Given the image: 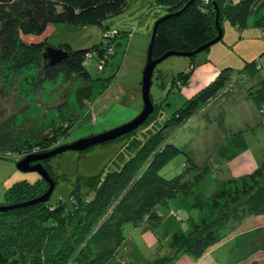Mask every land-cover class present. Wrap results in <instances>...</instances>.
Instances as JSON below:
<instances>
[{
	"label": "rangeland",
	"instance_id": "obj_1",
	"mask_svg": "<svg viewBox=\"0 0 264 264\" xmlns=\"http://www.w3.org/2000/svg\"><path fill=\"white\" fill-rule=\"evenodd\" d=\"M238 1L234 0V2ZM203 2L209 5L211 0H203ZM163 15L155 0H129L124 11L108 17L103 23L78 27L59 25L56 29L54 28L55 31L50 29L49 34L52 35L49 39L51 44L49 47L55 49H58L57 46L61 43H70L74 48L81 47L82 49L103 41L109 44L105 46L109 54H114V49H116V54L105 69L102 64L98 67L96 60L89 62L88 70L94 78L88 83L77 76L69 78L63 74L53 80L44 79L45 66H49L57 57L52 58V62L51 60L46 62L44 54L37 59H34L35 55H33L30 61L23 66L15 65L9 59L0 61V136L5 134L18 142L15 149L0 151V205H17L36 201L33 205L45 202L50 204L49 212L51 213L56 211L60 205L64 210L72 209L74 198L71 194L76 184L79 185L77 192L80 190L79 194H85L88 203L93 202L96 199V191L95 189L88 191V187L83 184L84 177L97 176L107 171L120 169L130 157L129 154L137 152L144 137L158 129L163 124V120L167 119L183 105L185 100L214 77L216 72L214 68L223 69L230 66L232 67L230 89L237 94L213 101L204 107L199 115L185 125L176 128L170 138V141L175 144L185 145L186 143L195 148L198 153L195 159L198 163H203L204 160L210 158V155L212 159H215L214 163L220 158L218 154L222 153L221 157H224L220 167L212 168L198 187L199 194L207 201L204 216L201 211L196 210L194 199L191 196L176 197L168 203L160 202L149 210L151 214L157 212L159 215L152 214V217H148L152 222L155 217H160L162 223L151 227L150 220H144L142 224L127 223L125 230L127 241L130 243V245L127 244V247L129 246L127 251L124 253L119 247L114 257L105 264H147L148 260L155 257V254H159L160 250L168 257L172 255L176 257L171 264H252L255 261L264 264V252L262 251L253 254L254 256L251 252L250 260L240 261V249L244 246L249 247V244L256 240L260 241V245H264V216H244L241 222L229 221L224 225L225 227L222 226L225 229L218 228L219 238L214 244L209 245L199 258L191 257L188 253L173 251L170 248L174 233L181 232V229L193 219L192 217L199 224L204 218L218 219V221L215 220L214 225L207 228L205 234L213 230L222 220H230V211L235 210V206L238 205L237 202H232L236 194L230 198L225 195L219 200L221 201V212L213 209L210 198L225 180L235 177L238 183H242L243 179L239 176L252 174L264 164V107L253 101L244 102L246 93L241 92L240 89L236 91V86L242 81L250 87L264 78V26L261 25V21L264 20V10L260 14L252 15L249 18V25L243 30L232 25L228 19L222 20L217 14L213 21L219 32L216 38L221 36L218 42L197 52L194 57L191 56L192 54L173 55L156 66L148 95L154 107L149 117L153 115L152 119L155 118V110L160 108L158 118L148 123L147 119L135 129L136 131L132 130L113 140L79 150L59 152L65 147L97 134L121 128L143 113L145 108L142 83L144 71L149 48L155 40L153 33L155 22L159 16ZM121 31H132V34L119 39L120 35L126 33H121ZM63 60L50 66L60 64ZM252 61L258 64L251 68L252 71L258 72L253 77L254 79L242 73L247 62ZM188 73H191L189 84L179 86L178 90H176L178 87L172 89L175 82H183L185 74ZM85 86L92 88V95L86 102H82L77 94ZM246 88H243V91ZM145 123L147 124L144 125ZM251 128L253 132L247 133L248 149L235 151L233 142L228 136L230 134L233 136L242 129ZM220 143L223 148H213V145ZM52 152L56 153L29 163L31 168L42 167L48 174V179L38 171L25 172L19 168V164L29 156H41ZM183 157V155L175 157L162 170V173L172 171L169 177L179 173ZM147 167L148 165H145L144 169ZM257 178L256 174L245 176L244 182L247 181L248 187L254 189ZM262 179L259 178V180ZM21 181L32 185L44 181L42 195L33 194V197L26 196L25 199V195H21L22 188H14V185ZM234 187L236 186H228L231 190H234ZM51 189L49 200H40ZM17 192L18 202L11 201L10 199H13ZM117 199L115 197L116 201ZM240 200V202H246L243 197ZM29 206L17 208H23L24 211L30 208ZM14 209L16 208L11 210ZM113 210L117 213L116 209L111 208L108 214H112ZM8 211H0V225L7 224L6 229L4 227L6 231L3 230L5 232H11L12 225H16L20 220L18 215L7 213ZM64 214L71 215L72 213ZM146 217L147 215L145 219ZM177 217L184 219L183 223L178 221ZM56 219L60 220L58 217ZM149 227L153 229L149 231L151 232L149 239L145 236L140 237L141 232L138 230H145ZM198 229L193 233L194 237H199L204 233V228L199 227ZM1 237L0 234V239ZM131 238L135 240L130 241ZM64 239L61 238L57 243L53 242L50 248L47 242L43 241L37 249L31 246L23 251L29 257L38 258V254L43 253V249L48 246L45 255L51 252L55 254L61 246L65 245L62 243ZM86 239L83 238L81 244H84L82 245H77L73 239L64 246L66 248L72 245L73 251L72 253L70 249L67 251L70 255L67 256L69 260L65 262L66 264H82L85 258L88 259L86 264L96 263L91 262L92 253L100 254V251H104L96 249L95 246H87L92 242ZM243 251L248 254L247 249ZM216 253L221 256V261L218 260ZM64 261H66L65 258L62 262Z\"/></svg>",
	"mask_w": 264,
	"mask_h": 264
},
{
	"label": "trees",
	"instance_id": "obj_2",
	"mask_svg": "<svg viewBox=\"0 0 264 264\" xmlns=\"http://www.w3.org/2000/svg\"><path fill=\"white\" fill-rule=\"evenodd\" d=\"M155 2L164 15L158 17L153 28L155 40L152 45V57L154 60L162 58L170 51L192 53L191 56L194 57L199 48L217 37L219 32L213 21L217 14L222 20L228 19L232 25L243 30L249 25V18L252 15L260 14L264 10V0H239L238 2L211 0L209 5L204 4L203 0H155ZM128 3L129 0H0V61L9 59L15 65L23 66L30 61L31 56L35 55L34 59H37L43 54L45 48L51 45L49 41L52 35L49 34L50 29H56L59 25L78 27L103 23L108 17L124 11ZM263 21H261V25L264 26ZM124 32H126L125 35H120L119 39L132 34V31H121V33ZM108 45L103 41L89 48L76 49L70 43H61L57 47L66 52L67 57L62 63L55 66L46 65L43 70L44 79L53 80L63 74L69 78L77 76L86 83L91 82L94 77L88 70L89 62L96 60L98 67L102 64L105 69L117 52L114 49V54H109L108 49L105 48ZM255 64H257L256 61L247 62L242 70L244 76L254 79L253 77L258 72L252 71L251 68ZM214 70L216 71L214 77L210 78L201 89L185 100L183 105L178 107L167 119L163 120V124L158 129L144 137L139 145L140 148L138 147L137 152L135 151L136 154H134L135 152L132 153L133 155L129 154L130 157L120 169L83 178V184L88 187V191L89 189L96 191V199L93 198V202L88 203L86 195L79 194L80 190L77 192L79 185L76 184L71 194V197L74 198L72 209L64 210L60 205L56 211L51 213L49 212L50 204L45 202L29 206L30 208L24 211L23 208L8 211L7 213L18 215L20 220L16 225H12L11 232H5L7 224L0 225V232H2L0 233L2 236L0 239V264H66L65 262L69 260L68 255H70L67 251L69 249L71 253L73 251L72 245L66 248L64 246L73 239L77 245H82L84 244H81L83 238L92 242L87 246H95L96 249L104 251H100V254L93 252L91 262L105 264L114 257V253L119 247L124 253L127 251L129 247L127 244L130 245L125 230L127 223L142 224L141 222L144 220H150V227L159 224L160 217H155L152 222L148 216L152 217L154 213L151 214L149 210L160 202L168 203L176 197L191 196L194 199L196 210L201 211L204 216L207 201L199 194L198 187L212 168L220 167L224 157H221L222 153L218 154L220 158L214 163L215 159H212L210 155V158L202 161L203 163H198L195 159L198 155L195 148L186 143L185 145L175 144L170 141V138L176 128L185 125L189 120L199 115L203 108L213 101L237 94L233 89H230L232 67L214 68ZM190 78L191 73L185 74L183 82L176 81L175 84L173 83L172 89L178 87L176 89L178 90L179 86H186L189 84ZM247 85L242 81L236 86V91L240 89L241 92L246 93L243 101H253L264 107V78L253 86L248 87ZM243 88L246 89L243 91ZM91 89L88 86L83 87L77 94L78 98L82 102H86L92 95ZM156 110L155 118H158L160 116L158 110L161 109ZM152 116L148 118L147 123L155 120V118L152 119ZM252 129H242L239 133L228 136L233 142L235 151L248 149L247 133L253 132ZM17 145L18 142L11 136L5 134L0 136V151H11ZM213 146V148H223L221 143ZM181 155L184 156L181 162L182 172L176 173L173 177H169L172 171L163 174L162 170L175 157ZM145 165H148L146 169H144ZM255 174L258 178L255 180L254 189H252L248 187L247 181L244 182V177ZM260 177L263 179L259 180ZM239 178L243 179V184L238 183V179L235 177L229 178L221 183L219 189L210 198L213 209L221 212L222 207L219 200L223 199L225 195L230 198L236 194L232 202H237L238 205L235 206V210L230 211V220H222L219 222L220 224L216 225L215 230L205 234L207 228L214 225L215 220L218 221V219L208 220L203 217L204 219L199 224L192 217L193 221L190 220V223L185 225L186 227L181 229V232L174 233L170 242L171 250L188 253L191 257L199 258L208 246L214 244L219 238L218 228L226 225L229 221L241 222L244 216H264V164L254 173L242 175ZM44 183L41 181L40 184L32 185L21 181L16 183L14 188L21 187V195H25L26 199V196L30 198V196L33 197V194L35 196L42 195ZM232 185L238 186V188L234 187V190L228 188ZM75 192H77L76 196ZM18 195L17 192L15 197L10 200L18 202ZM16 197H18L17 200ZM115 197L118 198L117 201ZM241 197L246 202H240ZM111 208L116 209L117 213L113 210L112 214H108ZM66 212L72 214L65 215ZM146 215L148 219L147 217L145 219ZM155 215L159 214L156 212ZM177 218L183 223L184 219ZM150 227L145 230H136L141 232L140 237L145 236L146 239H149L151 235L149 231L153 230ZM199 227L204 228V233L199 237H194L193 233L198 231ZM224 227L221 229H225ZM4 232L5 234H3ZM61 238H65L62 242L65 245L61 246L55 254L51 252L49 255H45L51 244L55 241L57 243ZM132 240L131 238L130 241ZM43 241H46L49 247L46 246L43 253L38 252V258L24 254L23 250H26V247L32 246L37 249L43 244ZM245 249L248 254L243 251ZM240 250V261H247L250 260L251 252L252 256L258 251L264 252V245H260V241L256 240L250 243L249 247L244 246ZM161 252L160 250L159 254H155V257L150 261L148 258L145 259L148 260L147 264H171L176 260L173 255L168 257ZM225 256L226 254L223 257L225 258ZM64 258L66 261L62 262ZM217 258L219 261L222 260L221 256L217 255ZM87 260V258L83 259L82 264H86ZM252 264L260 263L255 261Z\"/></svg>",
	"mask_w": 264,
	"mask_h": 264
},
{
	"label": "water",
	"instance_id": "obj_3",
	"mask_svg": "<svg viewBox=\"0 0 264 264\" xmlns=\"http://www.w3.org/2000/svg\"><path fill=\"white\" fill-rule=\"evenodd\" d=\"M221 38H215L214 40H212L211 42H209L208 44L202 46L201 48H199L197 50V52L201 51L204 48H208L211 47L212 45H214L216 42L219 41V39ZM44 58L46 60V62H48V60H51V62L53 61L52 58H55V61L53 64H56L57 61L59 60H63L67 57V53L64 52L63 50L60 49H55L53 47H46L44 52ZM192 53H180V52H174V51H170L168 53H166L162 58L154 60L152 57V46H150L149 48V54H148V59H147V63H146V67H145V71H144V78H143V94H144V100H145V108L143 113L138 116L136 119L132 120L131 122H129L128 124H126L125 126H122L121 128H117L114 129L112 131L109 132H103L100 134H97L87 140L84 141H80L77 142L75 144H72L68 147H65L61 150H59V152L63 151V150H79V149H83L87 146H91L97 143H103L106 141H110L115 139L118 136H121L125 133H129L132 130L137 129L142 123H144L149 115L153 112V105L152 102H150L149 100V92H150V87H151V81H152V77H153V73L154 70L156 68V66L161 63L163 60H165L166 58H168L169 56H173V55H191ZM50 64V63H49ZM50 64V65H51ZM85 143V144H82ZM56 152H52L51 154H44L41 156H29L26 160H24L23 162H21L19 164V168L25 172L27 171H38L40 172L45 178L48 179V174L46 173V171L38 166V167H30L29 163L33 160H38L39 158H47L52 156L53 154H55ZM52 192L49 191L46 195H44L42 198H40V200H49L50 194ZM38 201V200H37ZM36 202V201H35ZM35 202H28V203H22V204H17V205H8V206H4V205H0V211H8L11 210L13 208H17V207H25V206H29V205H33Z\"/></svg>",
	"mask_w": 264,
	"mask_h": 264
}]
</instances>
